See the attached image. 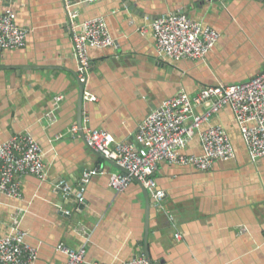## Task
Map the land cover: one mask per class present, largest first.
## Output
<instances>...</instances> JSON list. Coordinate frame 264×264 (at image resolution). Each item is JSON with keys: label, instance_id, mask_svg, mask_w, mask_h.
Instances as JSON below:
<instances>
[{"label": "crops", "instance_id": "crops-1", "mask_svg": "<svg viewBox=\"0 0 264 264\" xmlns=\"http://www.w3.org/2000/svg\"><path fill=\"white\" fill-rule=\"evenodd\" d=\"M64 1L0 0V15L15 12L18 26L28 32L25 46L4 52L0 60V145L31 134L49 170L45 182L19 180L21 199L0 196V238L22 209L27 242L38 250L35 264H66L61 244L85 247L88 263L123 264L145 255L147 228L153 264H264V159L251 158L229 108L201 130L224 127L236 158L215 162L208 172L161 163L154 176L156 188L166 193L159 209L149 192L148 210L144 188L136 182L116 194L110 177L121 170L98 157L83 133H70L75 125L86 126L138 146L139 126L166 100L263 73L264 0H72L76 25L103 19L117 44L89 49L86 83L79 79ZM178 14L220 35L205 60L159 58L151 25ZM59 96L64 99L50 125L44 116ZM186 153L203 154L198 135ZM94 170L103 173L92 177L79 200L84 174ZM62 182L70 194L57 189Z\"/></svg>", "mask_w": 264, "mask_h": 264}, {"label": "built area", "instance_id": "built-area-1", "mask_svg": "<svg viewBox=\"0 0 264 264\" xmlns=\"http://www.w3.org/2000/svg\"><path fill=\"white\" fill-rule=\"evenodd\" d=\"M100 0H82L95 4ZM69 12L68 30L74 47L75 59L81 83H86L92 62L89 55L91 47L116 49L105 21L94 19L80 25L75 4L65 0ZM159 58L172 61H203L220 39L213 29L195 22L183 14L163 16L151 25ZM143 28L142 32L147 33ZM27 30L17 24L16 13L8 10L0 15V60L4 52L15 51L25 46ZM89 101H96L89 93ZM59 96L52 110L44 116L50 125L54 124ZM232 111L234 122L238 125L247 150L254 160L264 159V72L251 80L235 85H220L202 89L196 95L181 92L166 100L153 111L139 126L137 145L119 143L104 130L89 127L71 128V136L83 133L86 145L95 152L115 162L125 173L113 174L110 187L116 194L125 193L132 183L140 184L152 193L157 207L165 199L166 193L156 188L154 176L161 163L171 166L191 167L199 172L211 171L215 162H229L236 158L232 140L222 126L209 124L214 115L223 109ZM199 136L203 154L188 155L189 145ZM94 170L84 174L76 197L83 199L85 189L92 177L102 174ZM49 170L44 162L43 150L31 134H20L0 145V196L21 199L23 194L20 181L24 177H34L45 182ZM65 194L72 192L64 182L57 186ZM159 205V206H158ZM24 210H16L11 218L9 233L0 238V264H35L38 250L27 242L28 234L22 228ZM178 239L181 237L178 235ZM58 250L67 258L66 264H100L87 262L85 247L71 248L61 244ZM123 264H153L144 254Z\"/></svg>", "mask_w": 264, "mask_h": 264}, {"label": "water", "instance_id": "water-1", "mask_svg": "<svg viewBox=\"0 0 264 264\" xmlns=\"http://www.w3.org/2000/svg\"><path fill=\"white\" fill-rule=\"evenodd\" d=\"M97 156L100 157L101 159L107 161V162H110L111 164L116 165V166L121 170V172L125 173V170H124L123 168H121L120 166H118V165H117L115 162H113L112 160L106 158L105 156H103L102 154H99V153H97ZM143 190H144V195H145V197L147 198V204H148V210H149V209H150V206H149V203H150V199H149V198H150V197H148V196H149V191H147L146 189H143ZM154 205L157 206V201H156V200H155V202H154ZM158 209H159V207H158ZM148 233H149V231H148V228H147V232H146V236H145V240H144V242H145V250H144V253H145L146 257L151 261V258L149 257L148 250H147V244H146ZM151 262H152V261H151Z\"/></svg>", "mask_w": 264, "mask_h": 264}]
</instances>
